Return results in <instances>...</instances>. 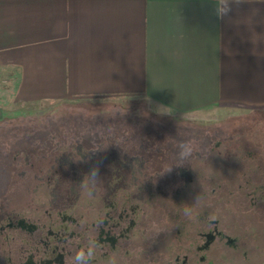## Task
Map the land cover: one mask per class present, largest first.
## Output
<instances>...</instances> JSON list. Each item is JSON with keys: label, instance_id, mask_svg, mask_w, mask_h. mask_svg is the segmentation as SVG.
<instances>
[{"label": "rangeland", "instance_id": "rangeland-1", "mask_svg": "<svg viewBox=\"0 0 264 264\" xmlns=\"http://www.w3.org/2000/svg\"><path fill=\"white\" fill-rule=\"evenodd\" d=\"M6 103L7 120L0 123L1 224L12 219L33 239L38 231L28 215L57 207L61 217L104 220L109 228L100 229L99 238L110 242L123 220L139 218L141 236L131 250L152 253L144 243L155 240L162 252L158 264L174 258L181 264L187 254L190 264H198L199 256L200 264H264V205L255 207L247 188L264 189L263 117L216 116L203 123L143 96ZM238 173L250 175L233 181ZM125 199L126 205L120 202ZM3 231L0 226L1 237ZM171 234L175 248L164 241ZM23 248H9L17 264ZM171 248L173 258L167 256ZM149 255L146 262L153 264Z\"/></svg>", "mask_w": 264, "mask_h": 264}, {"label": "crops", "instance_id": "crops-1", "mask_svg": "<svg viewBox=\"0 0 264 264\" xmlns=\"http://www.w3.org/2000/svg\"><path fill=\"white\" fill-rule=\"evenodd\" d=\"M129 96L264 118V0H0V123L7 99Z\"/></svg>", "mask_w": 264, "mask_h": 264}, {"label": "trees", "instance_id": "trees-1", "mask_svg": "<svg viewBox=\"0 0 264 264\" xmlns=\"http://www.w3.org/2000/svg\"><path fill=\"white\" fill-rule=\"evenodd\" d=\"M219 174L223 175V173L218 172ZM243 175L247 178L248 175L250 174H245V173H238L237 177L233 179V181H235L236 179L239 180L240 175ZM247 181V180H244ZM248 189H250L249 191H252V196L254 198L255 203H253L256 206H260L262 207L264 205V189H260L258 187H256L254 184H250L249 186H247ZM131 194V193H130ZM132 195V194H131ZM126 201L129 199H125ZM131 200V199H130ZM152 201H154L152 199ZM43 211V209H36L34 211V213L28 215L33 219V223L38 225V222L42 225H45L46 227L51 226V229H53L55 232L59 231L60 228L63 227H59V225L56 227L54 225L58 224V221L60 219L59 216L62 215L61 212L58 211L57 207H53L51 209H49V213L45 214ZM52 211V212H51ZM14 214H17V212H11V216H13ZM78 214H76L77 217ZM65 216H71V215H65ZM64 217V216H62ZM61 217V219H62ZM174 217V215H173ZM94 218V219H93ZM85 218L84 215L79 216V220L82 223V227L83 229L80 231V233H78V230L75 228L77 235L76 237H69V234H65V237H62L61 240V248L62 247H66L68 249V252H73L76 253L78 251H80L81 249L84 250V252L87 254L85 259L87 261V264H139L140 262L146 263L148 264L146 261H148V259L150 258L149 254L151 253H147V250H139V251H132L131 249H124L121 246L118 245V247L114 248L112 247V245L110 244H103L99 241V238L97 237V232L95 234L89 233V228H91V226H93V224L95 226H97V224H102L104 220L100 219V218ZM100 219V220H99ZM57 222V223H56ZM7 223H0L1 227H4V231L2 232V237L0 236V264H15L13 257L10 255H8L7 250L9 251V248L12 247H16L17 245H21L24 244L23 242V231L21 229H9L7 228ZM72 230V229H71ZM71 230H67L66 232L70 233ZM95 230V229H94ZM96 231V230H95ZM47 237V235H46ZM172 234L170 236H166L165 243H168V246H172L173 248L176 247V245L174 243H172ZM49 239V240H48ZM47 239V241L51 244V249L49 250H45L43 247V244H40V247H38V242L36 241L35 245L31 246V253H35V251H38V249H41V253H43L45 251V258L47 259H53L55 254L52 252L56 246L55 241L56 238L55 237H49ZM161 241H159L160 243ZM156 243V241L154 240L151 244L150 243H144V245L147 247L148 250H150V247H154L153 245ZM14 245V246H13ZM191 246V245H190ZM80 247V248H79ZM183 248V247H182ZM106 250V251H105ZM172 250V251H171ZM170 253H167V251L163 252V253H167L171 254L170 258H173V255L171 252L176 253V251H174V249H170V251H168ZM201 251H199L200 253ZM157 253H162L160 252V250H157ZM147 255V256H146ZM153 255V254H152ZM188 255V254H187ZM200 255V254H199ZM175 256V255H174ZM15 257V256H14ZM11 260V262H10ZM175 260V258H174ZM172 260H166L167 263H171L174 261ZM198 261V259H197Z\"/></svg>", "mask_w": 264, "mask_h": 264}, {"label": "flooded vegetation", "instance_id": "flooded-vegetation-1", "mask_svg": "<svg viewBox=\"0 0 264 264\" xmlns=\"http://www.w3.org/2000/svg\"><path fill=\"white\" fill-rule=\"evenodd\" d=\"M129 200H121L120 202H124V204L126 205L127 202ZM60 219L58 221V224L54 225V226H58V228H60L59 231L55 232L53 229H51V226L46 227L45 225H42L38 222V225L33 223V219L29 218L30 221L33 223V225H35L36 231H38V236L33 237V239L29 238L30 232L27 230V227H25V229H23L22 227H18L16 223L13 222V220H9L10 222L7 223V228L9 229H21L23 232V236H24V244H22V247L24 252H25V256L22 259V263L21 264H61V262L58 261V257H62L65 259V262L63 264H70L68 260H72L74 261V257H75V253L73 252H68V249L66 247H62L61 248V240L62 237H65V234H69V237H76L77 232L75 230V228L77 229L78 226H83L81 221L78 219V217L76 216H65L62 217L59 216ZM66 218V219H64ZM127 218V217H126ZM136 219V220H135ZM135 219H129L128 223H127V219L126 221L123 220V229L121 228L119 235H117V239L114 238V240L110 241V242H101V240H103L101 237L99 238V234H100V229L102 228H109L108 225H105V222L103 221V223L97 224V226H95L93 224V226H91V228H89V233L94 234L95 230L97 229V237L99 238V241L103 244H110L112 245V247L116 248L119 246H121L124 249H132V243L133 244H139V242H137L138 238H140L139 236H141V231L139 230V218H135ZM63 220V221H62ZM57 223V222H56ZM119 223L115 224L118 225ZM99 225V227H98ZM120 226V224H119ZM18 227V228H17ZM24 227V226H23ZM99 228V229H98ZM72 229V230H71ZM95 229V230H94ZM71 230L70 233L66 232V231ZM78 230V229H77ZM81 230H78V233H80ZM81 234V233H80ZM47 235V237H46ZM49 237H55L56 241H55V248L52 251L55 256L53 259H47L45 258V251L43 253H41V249L39 248L38 251H35V253H31V246L33 244V246L35 245L36 241L38 242V247H40V244H43V247L45 250H49L51 249V244L47 241V239ZM109 237V236H108ZM113 238V237H112ZM49 240V239H48ZM143 240V239H142ZM151 244V243H150ZM154 247H151V255L153 254V259H154V263L153 264H158L157 260H159L158 257V253H157V248H155V244L153 245ZM80 248V247H79ZM197 248V247H196ZM134 249V248H133ZM198 251H200V247L198 246ZM133 251V250H132ZM8 255L10 253V255L13 257L14 259V263L17 264V259L14 257L13 254H11L10 250L7 251ZM23 252V253H24ZM157 255V256H156ZM161 255V254H160ZM166 255V254H165ZM199 256V255H198ZM158 257V258H157ZM200 258L198 259L197 263L200 264V262L203 260L202 256H199ZM183 262L181 260V264H190L191 259H189V256L187 255L186 257H182ZM162 259V258H161ZM160 259V260H161ZM163 260V259H162ZM176 263L175 264H180L178 258H175L174 260ZM11 262V260H10ZM163 264H168L166 259L164 260Z\"/></svg>", "mask_w": 264, "mask_h": 264}, {"label": "clouds", "instance_id": "clouds-1", "mask_svg": "<svg viewBox=\"0 0 264 264\" xmlns=\"http://www.w3.org/2000/svg\"><path fill=\"white\" fill-rule=\"evenodd\" d=\"M221 2H223V0H221ZM86 255L87 254L84 252L83 249L78 251L74 257L73 264H87V261L85 259Z\"/></svg>", "mask_w": 264, "mask_h": 264}]
</instances>
